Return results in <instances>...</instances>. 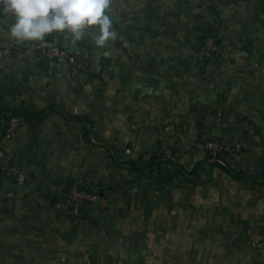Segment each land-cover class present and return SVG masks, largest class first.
Wrapping results in <instances>:
<instances>
[{"label":"crops","instance_id":"obj_1","mask_svg":"<svg viewBox=\"0 0 264 264\" xmlns=\"http://www.w3.org/2000/svg\"><path fill=\"white\" fill-rule=\"evenodd\" d=\"M110 17L118 36L102 49L91 32L47 36L80 71L11 38L0 14V141L22 172L0 174V264H264L263 188L197 147L218 140L231 168L264 172V0H112ZM213 31L221 54L201 60ZM49 107L2 138L4 113ZM62 111L94 122L90 143ZM165 148L180 161L128 169ZM76 179L97 196L79 217Z\"/></svg>","mask_w":264,"mask_h":264},{"label":"clouds","instance_id":"obj_2","mask_svg":"<svg viewBox=\"0 0 264 264\" xmlns=\"http://www.w3.org/2000/svg\"><path fill=\"white\" fill-rule=\"evenodd\" d=\"M112 0H0V14L14 23L8 35L16 41L44 42L53 33H67L73 40L90 42L102 49L117 39L110 17Z\"/></svg>","mask_w":264,"mask_h":264},{"label":"built area","instance_id":"obj_3","mask_svg":"<svg viewBox=\"0 0 264 264\" xmlns=\"http://www.w3.org/2000/svg\"><path fill=\"white\" fill-rule=\"evenodd\" d=\"M30 43V48L41 55L45 60L50 62H63L70 67L80 71H86L84 64L78 61L76 54L70 49L61 47L56 41L46 37L44 42L27 41ZM220 37L213 31L208 32L203 39L202 45L198 51V57L201 60H207L218 57L221 54ZM25 123L20 117H13L10 119L6 128V137L14 134ZM198 148L203 149L213 158L227 159L230 152L229 148L218 140L206 141L197 145ZM158 156L171 162L178 163L182 156L181 151L172 148H165L159 151ZM0 174H11L19 176L22 174L20 169L10 163L6 145L1 139L0 141ZM264 192V188H263ZM97 198L96 194L92 192L82 180L76 179L68 188L66 194V207L74 217L83 215V210L91 202Z\"/></svg>","mask_w":264,"mask_h":264},{"label":"trees","instance_id":"obj_4","mask_svg":"<svg viewBox=\"0 0 264 264\" xmlns=\"http://www.w3.org/2000/svg\"><path fill=\"white\" fill-rule=\"evenodd\" d=\"M53 112H55L54 107H49L48 109L42 110V111L24 109V110H15L9 113H4V115L7 117V122H6V126L3 129L2 138L6 135V128L11 118L20 117L25 124H29L32 127H36ZM61 114L67 120L81 124L84 140H86L88 143L91 142V131L95 124L92 120L89 119L88 116L73 115L66 111H62ZM207 160H208V164L211 167H218V168L223 169L226 173L230 174L237 181H240V182L241 181L242 182L254 181L255 183L261 185L262 188H264V172L260 173L256 178H250L246 174L242 172H238L234 170L233 168H231L226 163V159L213 158L210 155H208ZM163 162H169V161L156 155L150 161H147L144 163H138V164L130 163L127 165V167L134 173L143 174L147 169L160 165ZM201 166H203V164H199L198 166H196V168L192 172V175H197ZM185 181L188 185L197 183L195 179H190L189 175H186Z\"/></svg>","mask_w":264,"mask_h":264},{"label":"water","instance_id":"obj_5","mask_svg":"<svg viewBox=\"0 0 264 264\" xmlns=\"http://www.w3.org/2000/svg\"><path fill=\"white\" fill-rule=\"evenodd\" d=\"M23 44L26 45V46H30V43L27 42V41L23 42ZM73 50H75V49L73 48ZM72 182H73L72 180L69 182V184H68V188H69V186L72 184ZM67 192H68V190H67Z\"/></svg>","mask_w":264,"mask_h":264}]
</instances>
